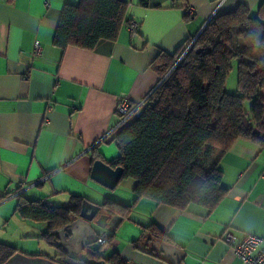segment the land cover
<instances>
[{"label": "crops", "instance_id": "obj_1", "mask_svg": "<svg viewBox=\"0 0 264 264\" xmlns=\"http://www.w3.org/2000/svg\"><path fill=\"white\" fill-rule=\"evenodd\" d=\"M124 1L138 32L131 35L124 24L116 40L102 39L87 50L53 43L62 7L79 0H0V242L54 258L61 252L41 237L47 224L19 216L17 198L65 204L78 195L100 206L105 198L130 206L114 214L101 207L96 218L104 226L94 225L96 233H108L101 255L119 264H171L143 245L153 224L162 232L158 237L183 250L179 264H244L224 236L264 238V145L237 139L218 153L227 192L211 211L134 202L130 178L123 192L107 194L90 173L93 151L108 163L118 156L113 135L120 128V98L136 105L158 84L152 61L161 52L173 54L215 14L240 3L256 12L259 0Z\"/></svg>", "mask_w": 264, "mask_h": 264}, {"label": "trees", "instance_id": "obj_2", "mask_svg": "<svg viewBox=\"0 0 264 264\" xmlns=\"http://www.w3.org/2000/svg\"><path fill=\"white\" fill-rule=\"evenodd\" d=\"M141 5L146 6L147 0ZM127 9L124 0L65 4L53 43L62 49L92 50L102 39L116 40L122 26L131 22ZM233 61L236 94L226 90ZM151 66L159 75L158 84L134 117L114 133L118 156L107 163L123 168L121 179L135 181L134 202L146 198L181 210L200 206L211 211L227 192L222 172L212 161L213 148L224 153L237 139L264 145V0H259L256 15L243 3L215 14L195 37L186 39L173 54L161 52ZM97 159L103 160L93 151V162ZM83 200L73 195L58 205L19 195L15 211L24 219L45 222L47 230L41 237L54 245L52 232L69 225ZM101 207L109 214L130 208L111 198H105ZM148 230L156 237L162 234L154 224ZM58 250L61 253L54 258L61 264H85ZM18 251L0 242V264ZM88 254L119 264L114 256H102L100 248L93 247Z\"/></svg>", "mask_w": 264, "mask_h": 264}, {"label": "water", "instance_id": "obj_3", "mask_svg": "<svg viewBox=\"0 0 264 264\" xmlns=\"http://www.w3.org/2000/svg\"><path fill=\"white\" fill-rule=\"evenodd\" d=\"M123 176L121 166L112 167L107 162L97 159L93 162L90 177L100 185L113 189ZM101 206L87 199L82 201L78 215L66 227L54 230L56 235L54 245L67 254L70 259L80 260L87 257V249L97 241L94 225L103 227L102 217L96 218ZM143 245L148 244L150 250L156 255L166 258L171 264H179L183 258V250L166 242L160 237L146 233L141 237ZM86 249V250H85ZM4 264H61L55 258L44 255H30L22 251L13 254ZM96 264H105V260L96 261Z\"/></svg>", "mask_w": 264, "mask_h": 264}, {"label": "built area", "instance_id": "obj_4", "mask_svg": "<svg viewBox=\"0 0 264 264\" xmlns=\"http://www.w3.org/2000/svg\"><path fill=\"white\" fill-rule=\"evenodd\" d=\"M186 12L188 15H193L194 9L188 7ZM128 28L131 35H135L138 30V23L131 21ZM34 46L35 54H39L41 51L39 42L36 41ZM145 100L138 102L136 105H132L125 96L121 97L116 108L120 117L118 125L121 126L132 119L136 114V110L144 104ZM97 236V241L92 247L101 249L108 242V233L103 230L97 232ZM224 240L231 246L235 255L238 256L244 264H264V238L249 234L243 239L235 241L232 235L227 233L224 236Z\"/></svg>", "mask_w": 264, "mask_h": 264}, {"label": "rangeland", "instance_id": "obj_5", "mask_svg": "<svg viewBox=\"0 0 264 264\" xmlns=\"http://www.w3.org/2000/svg\"><path fill=\"white\" fill-rule=\"evenodd\" d=\"M253 15H256V12H251ZM195 37V36H194ZM182 57V56H181ZM180 57V58H181ZM180 58L179 59H177L176 60V62L175 63H177V61L178 60H180ZM179 62V61H178ZM236 85H237V70H236V61H233L232 63H231V70L229 71V74H228V76H227V81H226V90H227V92H229V93H232V94H236L237 93V87H236ZM245 109L248 111V105H249V101H246L245 102ZM115 147H116V145H115ZM213 155H212V161H215V159H216V157H217V155H218V153L220 152V149H218V148H213ZM124 180H126V178H123L122 179V181H121V183H120V185L118 186V187H115V188H113V189H106V191L105 192H107V194H113V195H116V193H113L115 190H116V192H118V191H122L123 192V190H125L124 189V187H123V184H124ZM116 188H118V189H116ZM58 201V200H57ZM60 202H57L58 204H62V203H64V202H61V200H59ZM88 259H90V261H94V259H92V258H90V257H88Z\"/></svg>", "mask_w": 264, "mask_h": 264}, {"label": "flooded vegetation", "instance_id": "obj_6", "mask_svg": "<svg viewBox=\"0 0 264 264\" xmlns=\"http://www.w3.org/2000/svg\"><path fill=\"white\" fill-rule=\"evenodd\" d=\"M91 248H93V247H91ZM85 250H86V249H85ZM89 250H91V249L89 248ZM89 250L87 249V251H89ZM88 257H90V255L87 253V257H85L84 259H82V261H83L85 264H95L96 261H99V259H95V258H93V257H90V258L94 259V261H90V259H88ZM76 259L80 260L79 257L76 258ZM73 260H75V259H73ZM100 260H101V259H100ZM80 261H81V260H80ZM105 264H107V263H105Z\"/></svg>", "mask_w": 264, "mask_h": 264}]
</instances>
